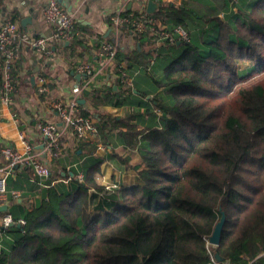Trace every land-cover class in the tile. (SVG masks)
Segmentation results:
<instances>
[{"label":"trees","instance_id":"1","mask_svg":"<svg viewBox=\"0 0 264 264\" xmlns=\"http://www.w3.org/2000/svg\"><path fill=\"white\" fill-rule=\"evenodd\" d=\"M157 3L153 15L145 9L123 15L157 19L174 41L150 30L136 35L137 46L117 52L107 72L123 64L138 69L132 86L117 82V90L102 84L82 92L80 113L96 116L98 140L71 152L87 160L70 168L68 184L52 186L51 177L32 210L12 213L25 225L0 252V264H208L204 240L222 214L211 252L229 264H264V0ZM10 20L17 22L16 13ZM177 28L186 40L178 39ZM86 29L76 23L63 48L69 78L75 63L93 59L88 42L95 35ZM11 47L19 53L11 71L18 85L22 47ZM116 136L123 155L112 145ZM99 144L137 175L138 183L120 187L118 199L99 197L105 192L96 180ZM133 155L139 162L129 166Z\"/></svg>","mask_w":264,"mask_h":264},{"label":"crops","instance_id":"2","mask_svg":"<svg viewBox=\"0 0 264 264\" xmlns=\"http://www.w3.org/2000/svg\"><path fill=\"white\" fill-rule=\"evenodd\" d=\"M56 1L68 14L74 17L75 24L77 23L86 27L88 31L86 33H91L97 37L98 45L102 43H112L117 46L118 52L123 53H129L137 46L133 37H131L124 28H116L113 26L110 21V15L121 8L132 12L142 11L145 9V6H143L140 0H131L129 2L123 0ZM176 1L180 2L181 0ZM187 1L193 2L196 5L211 3V0ZM46 2L47 0H5L4 5L0 9V24H2L7 17L10 18L11 15L16 13L17 23L23 28L25 33L34 37L46 38L52 43L51 25L48 24L43 17ZM27 18L28 20H26ZM22 20L26 21L23 26L21 25ZM155 21L157 24H160L157 19H155ZM76 32L79 33L77 28ZM95 36H92L90 41H93ZM67 45L69 44L66 42L52 43L50 47L54 48L51 49L53 57L47 62L39 60L37 53L33 49H28L20 53L22 67L16 75L18 85L16 87V92L11 95L10 104L2 102L0 92V143L8 144L16 151L23 153L24 143L19 137L22 126L26 127V130L32 128L30 122L34 120V118H38V116H40V120L43 122L56 124L57 126L60 125V119L56 111H52L50 106L60 98L70 96L74 85H82L84 83L83 77L78 81L74 77L69 78L67 75L69 72V63L65 59L66 53L63 50ZM53 46H57V49ZM153 62H155V60ZM123 66L127 70V66L125 64H123ZM127 72L133 77L139 74L138 69L130 72L127 70ZM40 79L47 80V92L42 94L48 96V98L44 96V99L41 100L39 96H34V98L31 97V95H33L32 87L37 84L36 82H40ZM97 82H105V85L109 82L112 86L117 87L115 83L107 80L106 71L97 76ZM81 95L79 100H81ZM104 111L112 116H121L124 110L106 107ZM65 140L64 138L63 141ZM71 142V140H67V147H65L62 154L58 158L49 161L51 177L54 178L51 183L52 186L58 183H63L64 185L68 184L73 176V173L70 172V168L72 166L76 167L79 163L83 164L87 160L84 156L81 158L73 156L71 153L73 152ZM112 145L117 155H123L126 152V150L122 148L120 139L117 136L113 138ZM94 156L102 160L101 173L96 176L98 184L105 186L106 184L117 183L120 189L121 186H130L138 183L137 175L132 169L118 166L114 160L109 158V149H97ZM131 158L132 160L129 166L136 163L134 161L136 159L139 162V159L134 155ZM78 171L79 176H81V168ZM66 173H70V176L68 174L69 177L66 176ZM44 184L45 182H42V185L37 184L30 169L16 170L7 179V212L11 215L12 213L14 215H19L23 209L32 210L37 202L40 201V189L44 188ZM119 189L112 194L117 199L119 196ZM109 196L106 195L105 192L99 194L101 198ZM14 215H12V217ZM16 230H21L18 224L10 226L6 231L0 230V252L10 249L12 243L16 241L18 237V232Z\"/></svg>","mask_w":264,"mask_h":264},{"label":"built area","instance_id":"3","mask_svg":"<svg viewBox=\"0 0 264 264\" xmlns=\"http://www.w3.org/2000/svg\"><path fill=\"white\" fill-rule=\"evenodd\" d=\"M129 2L131 0H123ZM148 0H140L143 6ZM158 2L160 0H153ZM168 2L171 0H161ZM125 9L121 8L110 15V21L116 28H124L131 37L150 30L155 35H159L170 42L174 41L173 36L165 30L164 26L157 24L154 18H135L134 13L123 15ZM44 20L51 25V40L55 42H66L70 44L75 34V19L68 14L56 0H47L44 11ZM178 39L186 40V34L181 28L175 30ZM18 44L22 47V51L33 49L39 60L47 62L53 57L50 45L52 44L43 37H34L28 33L21 32L18 23L13 22L10 18H6L0 24V81H1V100L5 104H10L11 95L16 92L17 85L12 79L11 71L19 60V53L12 49V44ZM90 54L92 61H81L75 63L74 74L81 75L84 78L82 85H74L71 95L62 97L50 106L52 111H56L60 125L43 122L38 118H34L36 123L32 128L21 131L19 137L24 143V152L20 153L13 149L10 145L0 143V207L7 206L6 192L7 179L16 170L30 169L34 180L38 185L46 182L51 178V169L49 161L58 158L65 147L67 140H71L74 148L80 143H92L98 140L97 122L98 119L91 117L85 118L80 113V95L93 85L106 84L105 82H97V76L108 72L109 68L114 66L117 55V46L112 43H102L93 48V42L89 40ZM153 62V61H152ZM151 62V63H152ZM107 80L112 83H119L124 88L132 86V77L128 74L126 68L121 66L117 71L112 70L107 75ZM47 80L40 79V82L32 87L31 97L39 96L47 92ZM36 115V113H35ZM66 139L63 141V139ZM42 142V143H41ZM72 149V148H71ZM97 149L103 150L105 147L98 145ZM48 159V163H47ZM52 183V182H51ZM44 186V185H43ZM46 187V186H44ZM119 189L117 183L105 185V194L110 195ZM12 224H18L23 230L25 220L19 218L15 221L8 212H0V230L6 231ZM206 248L209 252L208 264H229L227 262H219L215 258V254L211 252L213 245L209 243V238L205 240Z\"/></svg>","mask_w":264,"mask_h":264},{"label":"water","instance_id":"4","mask_svg":"<svg viewBox=\"0 0 264 264\" xmlns=\"http://www.w3.org/2000/svg\"><path fill=\"white\" fill-rule=\"evenodd\" d=\"M158 8H159V4L157 2H155V1H153V0H148L146 5H145L146 13L149 14V15L155 14ZM26 20H28V18ZM25 22H26L25 20H22L21 21V25L22 26L25 25ZM71 75L78 81L81 79V75L74 74L73 71L71 72ZM107 86L111 87L113 90H117V87L116 86H112V84L109 83V82L107 83ZM79 103L83 105L84 101L83 100H79ZM0 212H7V206L0 207ZM224 220H225V217L222 214L221 218L219 219V221L217 222V224H216V226H215V228L213 230L212 235L209 237V243L211 245H213V246H217L218 243H219L220 234H221V230H222V227H223ZM12 225H14V224H12ZM18 227L20 228L19 225H18ZM215 258L219 262L222 261V259L219 257L218 254H215Z\"/></svg>","mask_w":264,"mask_h":264},{"label":"rangeland","instance_id":"5","mask_svg":"<svg viewBox=\"0 0 264 264\" xmlns=\"http://www.w3.org/2000/svg\"><path fill=\"white\" fill-rule=\"evenodd\" d=\"M160 45V42H157L156 43V48L158 47ZM136 163L138 162V160L136 159V160H134ZM98 181H99V178H98Z\"/></svg>","mask_w":264,"mask_h":264}]
</instances>
